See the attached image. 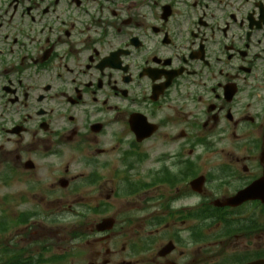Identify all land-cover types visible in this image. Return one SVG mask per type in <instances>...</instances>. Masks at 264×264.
Returning a JSON list of instances; mask_svg holds the SVG:
<instances>
[{
	"label": "flooded vegetation",
	"instance_id": "obj_1",
	"mask_svg": "<svg viewBox=\"0 0 264 264\" xmlns=\"http://www.w3.org/2000/svg\"><path fill=\"white\" fill-rule=\"evenodd\" d=\"M0 1V20L17 15L33 31L23 58L11 49L0 64L7 199L57 203L72 185L74 199H105L104 211L96 203L102 215L151 217L114 232H129L134 247L123 246L127 257L118 264L253 260L256 240L264 245V206L217 201L264 178V88L249 103L224 93L232 74L246 68L251 75L263 60L264 1L243 0V10L237 0ZM188 73L198 86L205 75L217 79L214 94L192 92ZM134 114L158 131L138 142L129 127ZM193 183H202L201 193ZM121 197L131 201L119 205ZM94 253L88 264H110L99 247Z\"/></svg>",
	"mask_w": 264,
	"mask_h": 264
},
{
	"label": "rangeland",
	"instance_id": "obj_2",
	"mask_svg": "<svg viewBox=\"0 0 264 264\" xmlns=\"http://www.w3.org/2000/svg\"><path fill=\"white\" fill-rule=\"evenodd\" d=\"M95 219H97V217H94ZM69 232V231H68ZM68 232H66L67 233V235H68ZM118 247H119V245H118Z\"/></svg>",
	"mask_w": 264,
	"mask_h": 264
}]
</instances>
